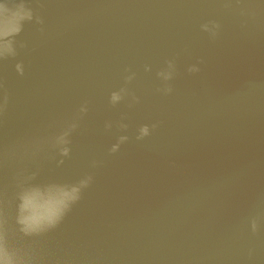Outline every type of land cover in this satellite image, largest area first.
I'll return each instance as SVG.
<instances>
[{
    "label": "water",
    "instance_id": "obj_1",
    "mask_svg": "<svg viewBox=\"0 0 264 264\" xmlns=\"http://www.w3.org/2000/svg\"><path fill=\"white\" fill-rule=\"evenodd\" d=\"M11 2L31 12L0 56V211L12 259L264 264V179L227 233L234 206L264 175V140L187 160L239 143L264 121V97L253 99L264 69L168 123L192 109L188 95L204 74L259 32L261 0ZM84 179L59 223L22 231V188Z\"/></svg>",
    "mask_w": 264,
    "mask_h": 264
},
{
    "label": "flooded vegetation",
    "instance_id": "obj_2",
    "mask_svg": "<svg viewBox=\"0 0 264 264\" xmlns=\"http://www.w3.org/2000/svg\"><path fill=\"white\" fill-rule=\"evenodd\" d=\"M258 16L261 17V28L259 32L251 38L245 40L240 47L226 55L221 64L207 71L197 89L189 94V102L192 109L187 110V114L179 117L177 121L168 123L178 124L186 120L201 110L207 108L217 100L225 97L230 91L237 88L244 81L253 77L264 69V0H261ZM264 97V91L258 93L253 99L258 100ZM264 140V121L259 124L243 140L234 145L226 146L223 149H216L212 152L197 154L187 159L188 161H198L212 156L240 150L252 146ZM264 175H259L251 183L252 187L244 194L241 200L234 206L230 218L227 220V233L234 224H237L248 205L250 197L262 182ZM174 181L171 180L170 183ZM238 185V184H237ZM236 186L228 189L233 190ZM223 194L218 198L221 199ZM152 202H150L151 204ZM226 237V232L214 238L208 246L220 243Z\"/></svg>",
    "mask_w": 264,
    "mask_h": 264
},
{
    "label": "clouds",
    "instance_id": "obj_3",
    "mask_svg": "<svg viewBox=\"0 0 264 264\" xmlns=\"http://www.w3.org/2000/svg\"><path fill=\"white\" fill-rule=\"evenodd\" d=\"M31 12L24 5L13 6L11 0H0V56L12 51L10 37L18 33L21 21L30 18ZM113 94V100L118 99ZM145 126L143 133H147ZM59 137L60 143H66L65 136ZM66 154L68 149H63ZM88 179L81 180L77 185H49L46 189L25 187L18 193L20 199L18 222L26 233L42 232L54 227L63 218L71 204L79 199L81 187L87 185ZM4 216L0 211V264H18L8 251L7 233L4 227Z\"/></svg>",
    "mask_w": 264,
    "mask_h": 264
}]
</instances>
